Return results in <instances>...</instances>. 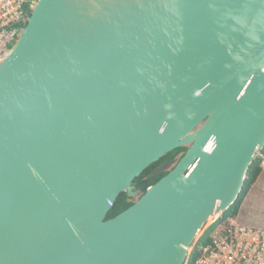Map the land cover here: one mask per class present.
<instances>
[{"label": "water", "instance_id": "water-1", "mask_svg": "<svg viewBox=\"0 0 264 264\" xmlns=\"http://www.w3.org/2000/svg\"><path fill=\"white\" fill-rule=\"evenodd\" d=\"M29 11L0 60V264H184L264 148V0Z\"/></svg>", "mask_w": 264, "mask_h": 264}, {"label": "built area", "instance_id": "built-area-1", "mask_svg": "<svg viewBox=\"0 0 264 264\" xmlns=\"http://www.w3.org/2000/svg\"><path fill=\"white\" fill-rule=\"evenodd\" d=\"M26 3V0H0V60L19 32L17 24ZM258 156L264 159L263 155ZM227 223L212 232L208 245L196 247L195 244L199 255L194 264H264V231H255L230 219Z\"/></svg>", "mask_w": 264, "mask_h": 264}, {"label": "trees", "instance_id": "trees-1", "mask_svg": "<svg viewBox=\"0 0 264 264\" xmlns=\"http://www.w3.org/2000/svg\"><path fill=\"white\" fill-rule=\"evenodd\" d=\"M185 152V148H180L178 150H175L171 152L168 156H166L163 159L158 160L154 164L150 165L147 169H145L142 174L136 178L133 182V186L135 187L136 190L140 192V195H143L145 190L154 185L158 180H160L163 176L166 175L167 172L162 173L161 175L147 178V176L158 166H160V163L163 162L164 160H167L169 158H173L179 153ZM261 155L264 156V148L260 152ZM262 162L263 159L260 156H257L256 159L252 162L250 167L248 168V171L246 173L245 180L243 182V186L241 189V192L239 193L236 201L231 205L225 212H223L220 217L203 233L202 237L198 240L196 247L197 246H206L210 243V235L212 232H214L219 225L222 223L226 222L229 219L235 218L240 209L241 206L250 192L252 186L255 184L257 179L264 174V170L262 169ZM138 198V197H137ZM136 198V199H137ZM126 195L124 193L119 194L118 198L116 199L112 209L107 213L106 219H111L121 213L122 211L126 210L131 204L126 203ZM196 247H194V250L190 253L189 258L187 260V264H194L195 260L198 257V252Z\"/></svg>", "mask_w": 264, "mask_h": 264}, {"label": "rangeland", "instance_id": "rangeland-1", "mask_svg": "<svg viewBox=\"0 0 264 264\" xmlns=\"http://www.w3.org/2000/svg\"><path fill=\"white\" fill-rule=\"evenodd\" d=\"M262 169L264 170V159L262 162ZM220 217V216H219ZM214 217L208 220L205 226L198 232L194 241L187 251V257L194 250L195 244L202 237L203 233L219 218ZM228 221V220H227ZM226 221V224H228ZM242 226L255 227V231H264V175L262 174L255 184L252 186L250 192L246 196L238 215L230 219ZM185 260V262H186ZM184 262V263H185Z\"/></svg>", "mask_w": 264, "mask_h": 264}, {"label": "flooded vegetation", "instance_id": "flooded-vegetation-1", "mask_svg": "<svg viewBox=\"0 0 264 264\" xmlns=\"http://www.w3.org/2000/svg\"><path fill=\"white\" fill-rule=\"evenodd\" d=\"M34 0H26V8H25V10H24V13H23V16H22V18L19 20V22H18V24H17V27H18V30H21L22 28H24L25 27V25H26V23H27V19L29 18V16H30V11L29 10H27V8L29 7V6H31V4H32V2H33ZM28 6V7H27ZM170 154V153H169ZM168 154V155H169ZM167 155V156H168ZM181 156H182V152L181 153H179V155H177V156H175V157H173V158H169V159H167V160H164L163 162H166V161H173V160H178V159H180L181 158ZM166 157V156H165ZM164 157V158H165ZM163 159V158H162ZM163 162H161L160 163V165L163 163ZM167 174V173H166Z\"/></svg>", "mask_w": 264, "mask_h": 264}, {"label": "crops", "instance_id": "crops-1", "mask_svg": "<svg viewBox=\"0 0 264 264\" xmlns=\"http://www.w3.org/2000/svg\"><path fill=\"white\" fill-rule=\"evenodd\" d=\"M264 175V174H263ZM245 227H248V226H245ZM249 228H255V227H249Z\"/></svg>", "mask_w": 264, "mask_h": 264}]
</instances>
